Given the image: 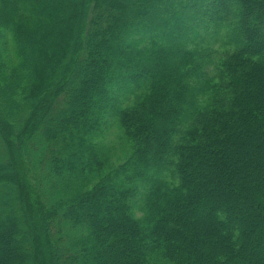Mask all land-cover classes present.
Listing matches in <instances>:
<instances>
[{"label": "trees", "instance_id": "1", "mask_svg": "<svg viewBox=\"0 0 264 264\" xmlns=\"http://www.w3.org/2000/svg\"><path fill=\"white\" fill-rule=\"evenodd\" d=\"M0 264H264V0H0Z\"/></svg>", "mask_w": 264, "mask_h": 264}, {"label": "rangeland", "instance_id": "2", "mask_svg": "<svg viewBox=\"0 0 264 264\" xmlns=\"http://www.w3.org/2000/svg\"><path fill=\"white\" fill-rule=\"evenodd\" d=\"M10 53L12 54L10 57L13 59V61H15L16 59H15V57L13 56V54H14V50L12 49L11 51H10ZM112 137V136H111Z\"/></svg>", "mask_w": 264, "mask_h": 264}]
</instances>
